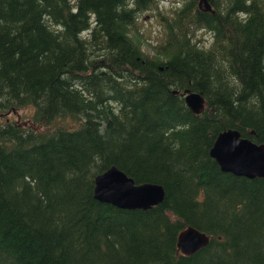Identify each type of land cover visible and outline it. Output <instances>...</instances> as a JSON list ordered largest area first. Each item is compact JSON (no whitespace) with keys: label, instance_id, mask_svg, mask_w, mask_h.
<instances>
[{"label":"trees","instance_id":"obj_1","mask_svg":"<svg viewBox=\"0 0 264 264\" xmlns=\"http://www.w3.org/2000/svg\"><path fill=\"white\" fill-rule=\"evenodd\" d=\"M158 1L0 0V264H264V178L209 154L229 127L264 143V0H182L148 56L134 25ZM111 165L163 202L95 199ZM187 225L210 236L189 256Z\"/></svg>","mask_w":264,"mask_h":264},{"label":"water","instance_id":"obj_2","mask_svg":"<svg viewBox=\"0 0 264 264\" xmlns=\"http://www.w3.org/2000/svg\"><path fill=\"white\" fill-rule=\"evenodd\" d=\"M199 5L204 11L215 12L208 0H201ZM182 95L187 107L193 113L199 114L204 110L205 98L200 92L186 88ZM209 154L224 172L250 179L264 178V143H257L242 136L236 128L229 127L220 131ZM93 184L95 199L120 209L146 210L159 205L165 198V190L161 184L136 183L116 165H111L96 174ZM209 240L210 236L207 233L187 225L179 232L176 245L183 255L189 256L205 248Z\"/></svg>","mask_w":264,"mask_h":264},{"label":"rangeland","instance_id":"obj_3","mask_svg":"<svg viewBox=\"0 0 264 264\" xmlns=\"http://www.w3.org/2000/svg\"><path fill=\"white\" fill-rule=\"evenodd\" d=\"M182 0H160L152 10H146L138 14L134 28L139 30V43L142 52L151 56L155 54V47L161 44L165 39L164 26L160 15L171 17L174 7L179 6ZM210 41H206L208 46ZM186 89V88H185ZM184 89V90H185ZM30 107L20 108L10 114L13 121L27 122L31 116Z\"/></svg>","mask_w":264,"mask_h":264},{"label":"bare ground","instance_id":"obj_4","mask_svg":"<svg viewBox=\"0 0 264 264\" xmlns=\"http://www.w3.org/2000/svg\"><path fill=\"white\" fill-rule=\"evenodd\" d=\"M206 38H207L206 41H209V40H210V36H209V34H207ZM183 97H184V96H183ZM223 172H224V171H223Z\"/></svg>","mask_w":264,"mask_h":264}]
</instances>
